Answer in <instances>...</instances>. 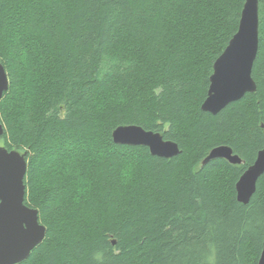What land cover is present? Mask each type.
<instances>
[{
	"label": "trees",
	"instance_id": "16d2710c",
	"mask_svg": "<svg viewBox=\"0 0 264 264\" xmlns=\"http://www.w3.org/2000/svg\"><path fill=\"white\" fill-rule=\"evenodd\" d=\"M245 2L0 0V147L28 153L26 204L47 228L21 264H258L264 174L247 205L236 184L264 148V0L257 91L202 110ZM128 125L182 153L115 144ZM220 146L244 163L204 164Z\"/></svg>",
	"mask_w": 264,
	"mask_h": 264
},
{
	"label": "water",
	"instance_id": "95a60500",
	"mask_svg": "<svg viewBox=\"0 0 264 264\" xmlns=\"http://www.w3.org/2000/svg\"><path fill=\"white\" fill-rule=\"evenodd\" d=\"M259 24V0H246L237 33L214 63L208 96L202 105L204 112L217 115L228 105L257 91L253 68L259 52ZM229 51L232 52L227 84L216 87L213 84L215 65ZM9 88L7 71L0 63V103ZM4 135L5 127L0 119V138ZM113 139L117 145L147 147L153 156L160 158L172 159L182 153L177 143L165 140L161 133L147 131L137 125L117 128ZM215 159H225L232 165L244 163L229 146L213 149L203 163ZM27 172V152L9 151L5 146L0 147V264L23 263L44 242L47 235L46 226L40 222L38 209L25 203ZM263 174L264 148L236 184L237 200L240 203L249 204ZM258 264H264V241Z\"/></svg>",
	"mask_w": 264,
	"mask_h": 264
},
{
	"label": "snow or ice",
	"instance_id": "6c2138e0",
	"mask_svg": "<svg viewBox=\"0 0 264 264\" xmlns=\"http://www.w3.org/2000/svg\"><path fill=\"white\" fill-rule=\"evenodd\" d=\"M199 2H201V0H181L182 5L188 8H192ZM231 52L232 51H229L225 54L215 65L213 84H215L216 87L225 86L227 84Z\"/></svg>",
	"mask_w": 264,
	"mask_h": 264
},
{
	"label": "bare ground",
	"instance_id": "6f19581e",
	"mask_svg": "<svg viewBox=\"0 0 264 264\" xmlns=\"http://www.w3.org/2000/svg\"><path fill=\"white\" fill-rule=\"evenodd\" d=\"M6 69V68H5ZM8 77H9V75H8ZM210 154V153H209ZM25 203H26V201H25Z\"/></svg>",
	"mask_w": 264,
	"mask_h": 264
}]
</instances>
